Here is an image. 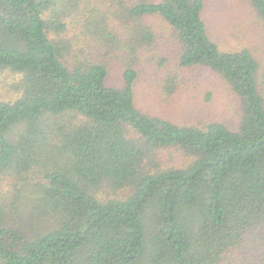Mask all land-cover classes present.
Segmentation results:
<instances>
[{
    "label": "trees",
    "instance_id": "trees-1",
    "mask_svg": "<svg viewBox=\"0 0 264 264\" xmlns=\"http://www.w3.org/2000/svg\"><path fill=\"white\" fill-rule=\"evenodd\" d=\"M251 5L264 20V0ZM204 11L0 0V72L18 93L0 98V264H264V75L248 49H219ZM157 21L180 67L229 87L233 127L137 106L130 59L156 44Z\"/></svg>",
    "mask_w": 264,
    "mask_h": 264
},
{
    "label": "rangeland",
    "instance_id": "rangeland-1",
    "mask_svg": "<svg viewBox=\"0 0 264 264\" xmlns=\"http://www.w3.org/2000/svg\"><path fill=\"white\" fill-rule=\"evenodd\" d=\"M204 1L203 19L219 49L228 53L248 49L260 62L264 75V20L254 11L251 0ZM151 24L156 28V44L142 50L139 61L130 59L139 73L135 85L137 106L182 124L214 120L233 127L240 112L229 87L209 71L180 67L166 25L159 21ZM74 33L70 28L68 37ZM123 71L120 59L110 62L108 84L121 86ZM15 82V77L0 72L1 99L18 97L11 87Z\"/></svg>",
    "mask_w": 264,
    "mask_h": 264
}]
</instances>
